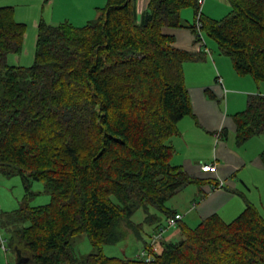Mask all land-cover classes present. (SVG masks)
<instances>
[{
    "label": "trees",
    "instance_id": "1",
    "mask_svg": "<svg viewBox=\"0 0 264 264\" xmlns=\"http://www.w3.org/2000/svg\"><path fill=\"white\" fill-rule=\"evenodd\" d=\"M229 2L221 19L202 12V31L238 74L264 82V0ZM186 7L195 14L189 25ZM198 13V0H150L141 15L136 0H108L82 26L40 21L34 62L22 66L8 57L23 51L26 25L12 6L0 7V171L20 175L27 191L0 219L23 264H264V213L252 204L231 222L213 214L180 224L152 262L103 253L130 232L143 240L146 226L153 232L175 214L168 201L198 183L172 164L169 144L192 114L184 63L197 55L163 32L197 33ZM233 118L238 145L263 135L264 94ZM33 181L44 182L50 203L30 206ZM139 209L142 223L132 220ZM84 233L96 251L80 260L72 239Z\"/></svg>",
    "mask_w": 264,
    "mask_h": 264
},
{
    "label": "crops",
    "instance_id": "2",
    "mask_svg": "<svg viewBox=\"0 0 264 264\" xmlns=\"http://www.w3.org/2000/svg\"><path fill=\"white\" fill-rule=\"evenodd\" d=\"M36 1L43 3L44 0H0V7L12 6L17 12L21 11L18 7H29ZM149 1L136 0L140 15ZM107 2L45 0L49 8L45 10L48 13L46 20L50 24L69 22L82 26L97 19ZM221 2L206 0L202 9L204 16L218 20L215 18V5ZM28 7L23 11H30ZM67 8L72 14L62 18L55 16V12L61 9L67 11ZM37 21L36 29L40 23ZM186 24L191 23L186 20ZM163 32L174 38L176 48L197 55L196 59L184 63L192 114L178 122V134L169 139V144L174 148L172 164L183 168L198 183L189 184L167 203L169 209L183 215L179 224L168 229L164 235V241H173L179 236L180 224L193 228L213 214L231 222L248 204L254 205L260 212L264 209V163L261 158L264 134L238 145L237 125L233 118L247 108L252 94H264V82H257L250 75L238 74L230 57L221 53L214 41L205 38L207 46H203L189 26L164 27ZM19 55V59L18 54L9 55V63L29 66L30 55H23V51ZM23 58L26 62H22ZM202 164H217L218 170L216 173L202 172ZM147 238L143 239V244Z\"/></svg>",
    "mask_w": 264,
    "mask_h": 264
},
{
    "label": "rangeland",
    "instance_id": "3",
    "mask_svg": "<svg viewBox=\"0 0 264 264\" xmlns=\"http://www.w3.org/2000/svg\"><path fill=\"white\" fill-rule=\"evenodd\" d=\"M222 1L219 4L215 5V18H223L227 14H229L232 10V6L228 0H217ZM42 4V5H41ZM45 0L43 3L38 1L34 2L29 7H23L21 11L15 12V19L18 22H22L26 25V34H25V41H24V49L23 55L29 54L31 59L29 60V64H33L35 58V50L37 45V38H38V29H36V19L38 21L46 20V13L45 10L49 9L48 6L45 5ZM30 8V11H23V9ZM76 12V11H73ZM203 12V11H202ZM66 14H72L69 9L67 11L61 9L58 12H55L56 17L62 18V16ZM78 15H76L77 17ZM209 17V16H207ZM75 18V17H73ZM95 19V18H94ZM182 19L184 21H189L193 23L195 21V14L193 8L186 7L182 10ZM37 21V23H39ZM47 22V20H46ZM39 25V24H38ZM203 34L207 40L216 41L210 37L205 30H203ZM217 44V43H216ZM22 55V56H23ZM18 59L21 58V55L18 54ZM21 60V59H20ZM22 62H26L25 59H22ZM29 65V66H30ZM30 191L33 192V195L29 198L30 206H40L46 205L51 201V195L47 193L45 190V184L43 181H33L32 185L30 186ZM27 191L23 180L20 175L13 174V175H5L2 171H0V211L2 212L1 217H6L7 214L12 213L13 211L17 210L21 205ZM264 212V209H261ZM145 219V213L143 209H139L132 220L136 223H142ZM0 228H1V239L5 240L6 246L8 247L9 251L6 254L2 247L0 246V264H17L18 262V255L10 246V233L5 228L2 220L0 219ZM151 227L146 226L145 232L142 234L144 239L147 238L148 234L151 232ZM179 237H175L172 239L173 241L177 240ZM143 240L138 239L137 236L130 232L128 237L124 240L119 242L118 244L112 245H105L103 246V253L107 256L111 257H119V258H137L138 252L142 248ZM73 249L76 253V256L82 260L86 255L91 252L96 251L93 247L88 235L86 233L73 237L72 239Z\"/></svg>",
    "mask_w": 264,
    "mask_h": 264
},
{
    "label": "built area",
    "instance_id": "4",
    "mask_svg": "<svg viewBox=\"0 0 264 264\" xmlns=\"http://www.w3.org/2000/svg\"><path fill=\"white\" fill-rule=\"evenodd\" d=\"M206 0H198L199 4V13L197 16V39L198 41L203 45H206L205 36L202 31V23H201V14L202 9L204 6ZM218 170L217 164H202L201 165V171L202 172H212L216 173ZM183 218V215L181 213H175L172 216H169L164 224L160 225L155 231H153L150 236L147 238L145 243L143 244L142 248L138 252V257L141 260H145L147 262H152L155 258V254L159 252L160 249V243L164 239V235L167 232L168 229L177 226L178 222ZM1 236V233H0ZM1 247L3 251L7 254L9 249L6 246L5 240L1 239L0 241Z\"/></svg>",
    "mask_w": 264,
    "mask_h": 264
},
{
    "label": "water",
    "instance_id": "5",
    "mask_svg": "<svg viewBox=\"0 0 264 264\" xmlns=\"http://www.w3.org/2000/svg\"><path fill=\"white\" fill-rule=\"evenodd\" d=\"M17 255H18V262H17V264H23V263L27 262L26 259H24V258L21 257V255H20L19 252H17Z\"/></svg>",
    "mask_w": 264,
    "mask_h": 264
},
{
    "label": "bare ground",
    "instance_id": "6",
    "mask_svg": "<svg viewBox=\"0 0 264 264\" xmlns=\"http://www.w3.org/2000/svg\"><path fill=\"white\" fill-rule=\"evenodd\" d=\"M204 23V22H203Z\"/></svg>",
    "mask_w": 264,
    "mask_h": 264
}]
</instances>
